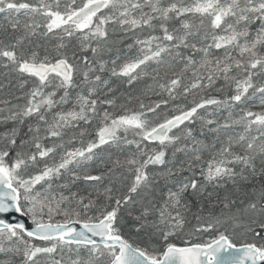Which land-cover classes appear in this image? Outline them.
I'll return each instance as SVG.
<instances>
[{
  "label": "snow or ice",
  "instance_id": "obj_1",
  "mask_svg": "<svg viewBox=\"0 0 264 264\" xmlns=\"http://www.w3.org/2000/svg\"><path fill=\"white\" fill-rule=\"evenodd\" d=\"M0 264H264V0H0Z\"/></svg>",
  "mask_w": 264,
  "mask_h": 264
},
{
  "label": "trees",
  "instance_id": "obj_2",
  "mask_svg": "<svg viewBox=\"0 0 264 264\" xmlns=\"http://www.w3.org/2000/svg\"><path fill=\"white\" fill-rule=\"evenodd\" d=\"M0 258H2V257H0Z\"/></svg>",
  "mask_w": 264,
  "mask_h": 264
}]
</instances>
